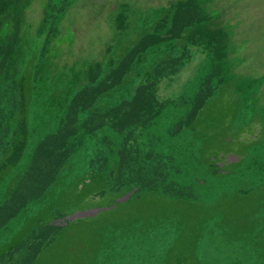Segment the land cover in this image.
<instances>
[{
  "label": "rangeland",
  "instance_id": "1",
  "mask_svg": "<svg viewBox=\"0 0 264 264\" xmlns=\"http://www.w3.org/2000/svg\"><path fill=\"white\" fill-rule=\"evenodd\" d=\"M23 71L29 134L0 184V245L94 171L128 199L184 200L150 227L100 233V264H264V0H0V100L13 109ZM153 98L149 121L134 126L115 109L136 102L130 114H141ZM210 103L203 133L193 122ZM13 109L0 107V161L19 130ZM72 124L77 143L63 137ZM223 164L230 171L220 176ZM95 207L87 211L111 206ZM133 210L114 212L126 211V226ZM54 212L0 264H31L69 221ZM75 243L76 259L91 264Z\"/></svg>",
  "mask_w": 264,
  "mask_h": 264
},
{
  "label": "trees",
  "instance_id": "2",
  "mask_svg": "<svg viewBox=\"0 0 264 264\" xmlns=\"http://www.w3.org/2000/svg\"><path fill=\"white\" fill-rule=\"evenodd\" d=\"M24 74L25 73L23 71L21 75L18 76V80L11 87L13 93H15L16 103L14 106H16L17 104L16 108L13 109L14 107L13 106L11 107L12 101L11 104H9V102L7 103L4 102L3 100H0V107L5 106L7 110L13 109L12 112L13 121L15 122L12 123L19 126L18 131H20L19 133L18 131L15 132V136H16L15 140L12 141V145H10V147L7 149L9 153L8 151H6L4 158L1 159L0 161V184L8 176L10 171L14 169V164L11 162V158H12L11 151L14 149V147H18L24 150L28 141V134H29L28 120H29L30 101L27 98L28 79L25 77ZM3 81L4 80L0 76V85L3 84ZM110 82L111 80L106 81V84ZM148 82H150V84L152 83V81L150 80ZM223 93L224 92L220 87L218 90L217 97L213 99L211 103L214 104L218 102V96ZM3 94L5 93H3L2 89H0V98L3 96ZM152 100H154V102H152ZM152 100H148V102L147 100L144 101V103L142 104L144 111H142L141 114L139 113L138 114L136 113L135 115L130 114V110L132 108L137 107L136 102L130 104V101L129 102L123 101V103L119 107H115V109L123 111L124 112L123 119H128L131 123L130 126H134L136 124L149 121L150 113L152 111V108L155 107L154 103L156 102L154 98ZM211 103L210 105H208L209 103L203 105L198 110L197 116L193 122L196 128H201V130H203L204 126L206 127V125L201 126L200 124L206 123L205 116L208 115L209 113V111L206 110V107L211 106L212 105ZM88 105L89 104L86 105L85 107L86 109ZM105 112L103 113L105 114ZM106 117L108 118V116ZM86 118H83V120H85ZM71 126L74 128L73 131L69 132L65 136L63 134L64 140L66 141V138L69 137L68 139H70V141L72 140L75 143H77L76 139H78L79 136L76 133L77 126L73 124ZM111 131H112L111 133L115 132L114 129ZM199 132L201 131L199 130ZM204 132L205 130H203V133ZM7 134L9 136V132H7ZM49 136L51 137L52 134H50ZM49 136H47V138H49ZM111 141L112 139H110V144ZM104 143L106 144V142ZM57 149L55 151L56 153H58ZM206 159L209 162L211 161V163L213 161L214 162L216 161V159L214 160H211V158H206ZM237 164L238 163H236V165ZM224 168H225V164H223V166L217 167L216 170L217 174L220 176L227 175L230 170L226 171ZM58 182L59 180L56 179L55 182H53L52 187L56 185ZM108 183L110 182H108V179L106 177H103L102 175L99 174H94V171H92V173L84 174L82 178L77 181V183L73 184V186L68 185V187H65V190L61 192V194L58 193L56 194V196L52 197L51 200H46L42 204L40 203L41 208H39L35 212V215L27 218L23 222L22 226L19 228V231H17V233L12 236L9 242L0 245V258L4 256L7 252H9L11 249L16 247L21 241H23L26 236V233L31 229H33L34 226H37L38 224H45L49 226L50 224H52L56 216L54 209H57V211L62 213L64 217H69L77 213L78 210L87 211L89 210V208H96L95 206L103 207V208L110 207L114 204V202L118 198L124 196L127 193L126 191H124L123 194L120 195L110 192L107 189ZM51 196H53V194H51ZM183 201L184 200L182 199H178L175 201L173 200L167 201L164 200V198H160L158 195L148 194L142 196L139 200H136L133 197H131L130 199L127 200L125 204H116L114 209L109 210L107 212H99L97 216L94 218H89L87 220H84V218L77 219L73 222L67 221L65 225L61 226L59 230L55 231V233L49 238V240L43 242V245L38 253V256L31 264H83V261L76 259L75 257L76 255L72 253L73 250L71 246L74 242H76L74 244V247L76 248L77 245L76 248L77 250L79 244H86V247L89 248L91 258L88 259L89 260L87 261L88 263L91 262V264H100L99 259L101 257L100 254L102 253L99 247L100 242H102L100 233L108 231L112 226L113 228H115V232L127 231L130 230L129 228L131 227L132 224L135 223L137 224V222H139L140 225L144 227H150L151 225H153L155 222L158 221L159 217L160 218L167 217L168 219L169 215L174 214L177 211L176 209L181 210L180 206L182 205ZM119 205H125L126 209L128 210L131 207L132 209H134L133 210L134 213H131L133 218H131V221H129L126 224V226L124 225V223L127 221V219L124 221V217L127 215L126 211L123 214H120V217H119V213L114 212L116 211ZM85 206L86 207L89 206V207L86 208ZM175 206H177L176 209L172 210V208H174ZM103 215L108 216L109 218L108 219H105V217L102 218ZM111 216H116L117 218L113 219ZM138 229L141 228L139 227ZM188 231L189 230L185 232L184 237ZM190 232H192V234L190 235L194 236L195 244H196L197 240L199 239L200 233L196 231H190ZM70 241L72 243L69 245ZM176 242L177 240L172 246L173 248L167 250L165 254L167 260L170 257L172 251L174 250ZM88 244L90 247L88 246ZM189 244H190V240H189ZM86 247L81 249V254L84 255L86 253ZM189 264H192V262H190Z\"/></svg>",
  "mask_w": 264,
  "mask_h": 264
},
{
  "label": "water",
  "instance_id": "3",
  "mask_svg": "<svg viewBox=\"0 0 264 264\" xmlns=\"http://www.w3.org/2000/svg\"><path fill=\"white\" fill-rule=\"evenodd\" d=\"M130 195H131V193H128L124 197L119 198L118 200H116L114 205H112L110 208H107V209H104V210L114 209L116 204L125 202L129 198ZM104 210L103 209H97V210H90V211H87V212H79V213H77L75 215H72V216L68 217V219H69V221H73V220H75L77 218H87L89 216H94L95 214H98L99 212H102Z\"/></svg>",
  "mask_w": 264,
  "mask_h": 264
}]
</instances>
